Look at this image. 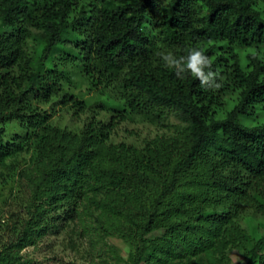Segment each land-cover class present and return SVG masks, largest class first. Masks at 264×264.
<instances>
[{
  "label": "trees",
  "instance_id": "1",
  "mask_svg": "<svg viewBox=\"0 0 264 264\" xmlns=\"http://www.w3.org/2000/svg\"><path fill=\"white\" fill-rule=\"evenodd\" d=\"M194 48L219 89L163 60ZM78 76L102 87L112 118L76 132L38 105L89 108L73 94ZM115 113L186 125L142 148L114 144ZM9 123L27 136L8 139ZM25 150L33 204L26 221L0 216V264H35L21 249L86 197L131 248L125 264H222L227 249L264 264V0H0V179Z\"/></svg>",
  "mask_w": 264,
  "mask_h": 264
},
{
  "label": "rangeland",
  "instance_id": "2",
  "mask_svg": "<svg viewBox=\"0 0 264 264\" xmlns=\"http://www.w3.org/2000/svg\"><path fill=\"white\" fill-rule=\"evenodd\" d=\"M101 89L102 87L90 89L89 81L85 82L81 76H78L73 94L77 99L88 102L89 108L83 112H76L72 105L60 104L58 97H55L50 104L38 106L55 115L54 123L77 132L94 116L105 122L112 118L111 111L98 108V105L106 102L108 98L107 95L99 93ZM115 121H119V123L115 126L109 142L124 143L138 148L146 146L147 142L159 136H175L186 125L174 113L169 116L165 114V117L155 121L144 114L134 113L122 120V114L115 113ZM4 129L8 139L27 136V132L16 123H9ZM31 158V152L25 150L5 161L13 165L14 173L10 178L6 176L4 179H0V216L2 218H8L10 212H15L20 214L24 221L28 219V210L33 204L32 195L35 181V177L31 180L29 173L33 170ZM7 169L0 166V172L8 174ZM23 170H29V172H24L25 176H21ZM77 209L78 214L74 216L73 220L59 221L57 227L50 229L49 234L44 235L36 245L21 249L20 256L35 264H125L131 248L125 239L111 234L107 224L103 221L100 209H96L87 197L82 200ZM242 225L247 227L246 224ZM121 227H124V224ZM8 234L6 240L10 241L13 232ZM225 254L227 259L222 264L248 263V259L236 250L227 249ZM219 256L217 255L216 258ZM202 257L204 264H212V255L207 257L202 254ZM174 262L176 264H198L199 261L198 257H194L191 260L176 259Z\"/></svg>",
  "mask_w": 264,
  "mask_h": 264
},
{
  "label": "clouds",
  "instance_id": "3",
  "mask_svg": "<svg viewBox=\"0 0 264 264\" xmlns=\"http://www.w3.org/2000/svg\"><path fill=\"white\" fill-rule=\"evenodd\" d=\"M162 55L168 67L175 68V70L180 69L184 73L190 71L193 77L199 79L201 86L212 90L221 87V84L216 82L218 74L210 70L212 60L202 50L194 48L186 57H180L179 59L175 58L171 53ZM205 69H209V71L206 72ZM176 75L181 79L184 78L177 71ZM210 80L212 84L208 86Z\"/></svg>",
  "mask_w": 264,
  "mask_h": 264
}]
</instances>
